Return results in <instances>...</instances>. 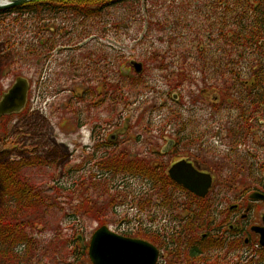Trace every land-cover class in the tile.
Segmentation results:
<instances>
[{
  "label": "trees",
  "instance_id": "1",
  "mask_svg": "<svg viewBox=\"0 0 264 264\" xmlns=\"http://www.w3.org/2000/svg\"><path fill=\"white\" fill-rule=\"evenodd\" d=\"M163 1L167 2L162 5ZM131 23H135L140 33L146 30L142 38L149 44L148 51L141 56L145 65V73L141 76L133 71L125 74L122 69L127 64L130 67L129 61L121 62L117 54L120 51L109 45L105 49L100 40ZM95 40L99 42L91 46V41ZM69 50L80 54L79 63L84 68L80 77L102 88L99 105L105 102L101 100L107 91L111 106L108 112L112 117L118 102L124 104L131 97L142 98L147 92H155L152 79L156 74L172 89L181 84L184 73L179 70L189 67L223 68L245 64L244 67L264 71V0H37L0 12V75ZM234 59L238 60L237 64ZM148 71L151 76L146 79ZM254 78L256 88L263 93L264 73L255 74ZM96 92L94 87V98H97ZM86 94L80 102L85 104V110L78 109V124L88 112ZM162 100L159 107L157 102L152 103L151 114L166 110L168 98L165 96ZM24 115L3 118L0 137L4 139L10 133L12 119ZM113 147L98 173L94 172L89 178L84 175L66 183H56L55 189L50 190L34 184L28 175L34 169L51 167L47 160L37 157L8 161L6 153H0V264H66L72 258L76 259V264H81L86 253L76 235H66L59 243V233L50 241L34 236L40 224L37 216L56 208L61 193L70 205L74 197L81 200L77 201L78 205H71V214L65 212L75 222L80 212L83 216L93 213L94 197L105 199L107 208L115 207V202L124 197L125 203L139 205L142 211L149 213L158 203L169 205L174 193L167 184L165 170L154 167L145 158L138 160L127 150ZM71 173L68 171V176ZM137 177L143 181L140 191L126 183L119 184ZM96 214L98 221L101 220V211ZM189 215L199 219L198 229L192 230L194 226L190 225L191 231L187 233L168 235L163 231L155 238L150 235L148 238L159 245L186 246L177 249L179 256L174 255L182 264H218L215 247H211L215 243L213 234L200 238L204 231L200 233L199 229L206 227L201 223L208 222L206 214L190 209ZM80 229L73 227L70 232L77 233ZM42 230L47 231L45 227ZM193 245L200 247H188ZM66 248L72 249L69 254Z\"/></svg>",
  "mask_w": 264,
  "mask_h": 264
},
{
  "label": "flooded vegetation",
  "instance_id": "2",
  "mask_svg": "<svg viewBox=\"0 0 264 264\" xmlns=\"http://www.w3.org/2000/svg\"><path fill=\"white\" fill-rule=\"evenodd\" d=\"M237 61L234 59V64ZM244 65L179 70L184 75L178 88L168 87V104L162 110L166 112L162 121L166 130L159 132L158 138L147 131L153 124L151 116L144 134L130 138L127 133L112 137L109 123L104 122L108 117L102 114V125L93 123L88 137L82 135L76 143L88 154L85 163H81L85 169L100 167L111 148L118 145L138 160L145 158L154 167L164 169L174 195L168 206L154 205L156 217L147 229L149 235L155 238L162 230L169 235L187 233L190 225L194 226L192 230L198 229L199 219L188 217V210L199 209L208 219L206 224L201 223L206 227L199 232L204 231L203 239L213 234L215 243L211 247H215L218 264H264V92L254 82V75L264 71ZM86 92L88 123H77L79 130L94 122V109L104 107L108 100L107 91L101 100L105 99L103 105H99L98 91L97 98L92 96V88ZM3 140L0 138V144ZM15 152L6 150V155L13 160ZM179 164L184 167L180 177L185 184L175 180L178 176L174 168ZM207 176L213 182L206 196H198L186 187ZM139 180L127 178L121 183L135 186ZM179 247L186 246L159 245L158 264H182L180 258L174 257L179 256Z\"/></svg>",
  "mask_w": 264,
  "mask_h": 264
},
{
  "label": "rangeland",
  "instance_id": "3",
  "mask_svg": "<svg viewBox=\"0 0 264 264\" xmlns=\"http://www.w3.org/2000/svg\"><path fill=\"white\" fill-rule=\"evenodd\" d=\"M167 1H163L165 3ZM140 29L131 23L127 25L120 32L108 34L101 40L102 45H109L117 52L121 62L131 61L135 59L139 62L144 60L141 58L143 54L148 51L149 44H146L142 38L146 34L139 32ZM139 38V41L137 40ZM99 40L91 41V46H95ZM116 48V49H115ZM116 51H114L116 53ZM80 54L75 53L74 50L65 51L61 54L55 53L51 58H48L42 62L27 63L21 66L15 72H8L3 76L0 75V98L6 93L15 83L17 76H21L28 80L31 86L30 100H28L29 112L25 117L13 119L9 122L10 136L3 140L0 144V150L6 149L16 151L11 157L13 159H19L30 156L31 158L41 157L51 163V167H44L41 169H34L28 173L30 181L36 185H44L48 190L55 189L58 185V180L62 176L64 179L66 171L70 168H74L77 165H81L85 158H88L87 152L78 147L76 143H79L82 139V135L88 137L89 132L93 126V123H103L102 114L105 123H109L108 130L110 134H122L127 133L130 138L146 131V124L149 117L153 118V124H149L147 131L154 138H158L159 132H164L166 129L163 127V118H165V111H152V103L157 102L158 107L162 104V99L170 91L164 78L161 75H153L154 83L156 85V91L153 93L147 92L145 97H131L129 101L124 104L120 101L115 106L114 116H110L108 110L110 109V102L106 101L104 107H100L98 110L94 109V122L85 126L82 130L76 128V119L79 110L83 108L85 110V104L81 103L77 105L76 98L83 93V89L96 87L97 91H101L102 88L97 86L95 82H84L79 78V75L83 73L84 68L79 63ZM122 57V58H121ZM127 71L130 70L128 64L126 66ZM86 71V70H85ZM131 71V70H130ZM20 73V74H19ZM151 72H147L145 76L149 79ZM89 79H93L92 76H88ZM151 79V77H150ZM45 83L41 89H38V83ZM51 83L54 86L50 87ZM49 87V88H48ZM41 92H40V91ZM143 95V96H144ZM67 108V110L65 109ZM74 106V107H73ZM105 110V113L103 112ZM76 110V111H75ZM107 112V113H106ZM111 118V119H109ZM83 123H88V118L82 116ZM145 122V123H143ZM104 125V124H103ZM153 126V127H152ZM129 127V128H128ZM161 127V130L159 128ZM145 129V130H144ZM127 130V131H126ZM144 134V133H143ZM30 136V138H29ZM43 138L37 140L35 138ZM34 138V139H32ZM87 140V139H86ZM85 139L83 141H86ZM39 143H43L39 150L27 149L34 145L37 149ZM46 143V144H44ZM62 145V146H61ZM46 150L44 151V149ZM146 148V147H145ZM77 149V151H76ZM116 149L120 150L119 145ZM143 152V150H142ZM29 157V158H30ZM67 182V179H64ZM134 190H141V181L135 183ZM51 195V193H49ZM65 195L60 194L58 196V206L51 208L47 212L43 211L39 214L38 220L40 222L37 225L35 231V238L43 240H51L55 237L56 233H59L58 242H62L66 235H83L86 242H90L92 235L103 224L108 225L113 231L123 233L127 231L137 230L139 221L144 219L145 223H148L149 213L146 212L141 215L140 209L132 207L128 202L125 203L124 197L115 202V207L107 208V201L105 199H99L94 197L95 207L93 213L87 216H83L82 212L77 216V222L70 219V216H66V213L71 214L73 206L78 205V197H74L72 200L73 206L65 200ZM81 201V200H80ZM0 203H1V186H0ZM121 203V204H120ZM101 211V220L98 221L95 215L97 211ZM40 216V218H39ZM80 217H83L82 219ZM79 224V226H78ZM43 227L47 229L42 230ZM81 228L78 232H70L71 228ZM71 248H66L65 252L69 254ZM76 259H68L66 264H76ZM81 264H91L88 258L81 260Z\"/></svg>",
  "mask_w": 264,
  "mask_h": 264
},
{
  "label": "water",
  "instance_id": "4",
  "mask_svg": "<svg viewBox=\"0 0 264 264\" xmlns=\"http://www.w3.org/2000/svg\"><path fill=\"white\" fill-rule=\"evenodd\" d=\"M2 1L0 11L18 8L36 0ZM132 65L137 73L143 72V64L132 62ZM29 88L27 79L16 80L11 89L1 98L0 119L24 111L28 101ZM183 170L182 164L174 168V172L178 176L175 177V180L180 184H185L180 177ZM212 182V178L207 176L199 182L191 181V185L186 187L194 194L204 197L212 187ZM262 244H264V236H262ZM89 257L92 264H156L159 251L147 242L121 237L112 233L107 227H102L93 235L89 247Z\"/></svg>",
  "mask_w": 264,
  "mask_h": 264
},
{
  "label": "bare ground",
  "instance_id": "5",
  "mask_svg": "<svg viewBox=\"0 0 264 264\" xmlns=\"http://www.w3.org/2000/svg\"><path fill=\"white\" fill-rule=\"evenodd\" d=\"M3 1L2 0H0V3H2Z\"/></svg>",
  "mask_w": 264,
  "mask_h": 264
}]
</instances>
